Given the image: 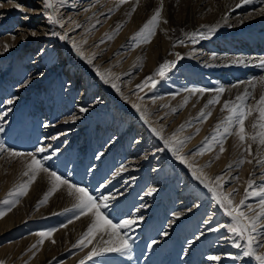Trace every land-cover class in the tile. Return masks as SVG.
<instances>
[{
    "label": "rangeland",
    "instance_id": "rangeland-1",
    "mask_svg": "<svg viewBox=\"0 0 264 264\" xmlns=\"http://www.w3.org/2000/svg\"><path fill=\"white\" fill-rule=\"evenodd\" d=\"M65 1L67 0H53L56 4L55 14L58 19H62V13L68 11ZM38 3H41L42 14L29 25V30L35 31L43 23L47 25V31L43 37L31 36L26 44L21 45L19 41L21 38L17 37L18 41L12 40L8 45V49L11 50L3 51L4 56L0 57V128L3 129L0 131V143L6 148L25 153L35 152L38 147L46 148L47 150L43 153L36 152L38 159H43L45 156L51 157L44 161L45 166L56 171L70 183L86 188L96 197H111L110 207L104 211L114 223L124 219H135L136 223L131 228L120 230L121 234L129 240L130 253L108 252L93 256L89 260L88 255L92 249L100 247L108 237L103 233H97L94 234L91 243L85 241V246L75 247L92 223V217L83 215L75 219L74 212L65 211L72 209L76 203L75 198L69 195L67 186L61 185L46 204L38 206V202L51 188L50 178L46 173L41 172L30 185L27 195L10 197L9 192L27 180L22 173L25 171L24 161L30 158L26 157L24 160L5 155L7 152L0 153V189L9 187V192L0 200V212L11 207V210L0 218V262L11 264V256L17 252L21 254L20 256H24L29 248L23 247L32 239H36L38 243L41 239L35 233L48 230L55 231L52 237L45 239L43 243L45 246L51 245L52 256L47 259L46 264H69L77 256H80V259L76 264H80L81 261H85V264H126L128 261L132 264H192L198 254H201V261L212 253L220 256L230 253L239 255L242 250L233 247L232 241L236 240L241 244H244V241L232 236L224 228L211 231L220 224L230 223L229 218L215 202L213 194L197 181L189 168L181 164L165 147L164 140L151 131L152 128L158 130L153 117L151 118V115L148 116L141 109L138 112L125 103L121 96L124 83L117 77L111 80L105 74L109 83L101 80L93 62L89 64L88 57L84 55L82 58L73 49L74 42L70 41L71 37L65 26L61 28L58 24L53 25L48 22L46 17L53 12V9L44 8L42 0H28L24 8L39 7ZM250 3L243 5L249 6ZM160 4L161 0H150L145 4L140 1L134 3L132 6L136 9L135 12L132 8L128 14L121 16L124 19L120 18L116 22V29L123 26L119 31L121 35L115 34V30L111 34L115 36L111 39L112 42L120 37L124 39L120 46H124L125 51L135 53L138 64L134 65L140 66L139 69H142V72L147 69V66L155 64L154 50L163 49L170 42V36L167 37L161 33V27L164 24L172 31L171 37L174 40L172 46L181 42H197L204 55L208 54L207 50L214 47L224 30L220 21H217L216 26L206 25L194 30L193 32L197 35L195 39H191L184 29L176 24L168 25L163 21H166L169 16L174 17V20L175 17H182L188 7L194 5V1L163 0L161 23L156 28L151 41L143 43L133 40L132 38L150 20ZM241 4L242 1L237 3V5ZM5 15L7 19H0L1 47H4L6 37L16 36L22 24L27 23L22 22V17H28L27 13L20 10L7 12ZM65 34L68 39L60 40L59 36ZM155 41L161 46L160 48L153 47ZM149 49L151 57L147 53ZM149 59H151L150 63ZM165 61H176L175 67L167 72L165 78L155 77L157 83L154 88L137 87L146 77L154 75L157 68ZM196 65L198 64L192 63L185 57L177 60L175 56V59L163 60L154 70L140 79L134 87L137 89H134L132 93L133 95L142 94L140 101L149 102L180 94L190 87L209 90L212 85V75H206V71ZM209 65L211 67V63ZM226 75L231 73L228 72ZM30 81L32 84H28ZM112 84L116 87H112ZM262 95H264V87ZM8 99H13L14 102L9 105L6 103ZM81 100L85 101L86 105L97 101L98 103L103 101L104 105L89 116L88 120L68 127L67 120L77 112L80 106L78 101ZM224 102L220 100L218 104L209 106L212 111L217 110L221 114L228 115L227 111L221 110ZM234 102L238 103L236 99ZM258 107H264V105L255 103L252 113L244 121L246 133L244 144H241L238 136L235 135L238 125L232 130L233 134L223 137L225 148L223 154L220 153L219 143L208 141L212 144L213 151L207 152L220 155L221 159L228 161L234 155L242 154L244 158L241 159L252 161L238 165L237 177L239 181L245 183L255 179L258 167L252 164L260 154L259 146L262 148L259 143L261 121L259 112L256 110ZM141 113L144 114V118L141 117ZM211 119L212 117H208L206 122L201 121L202 125L212 123ZM71 127L74 128L71 129ZM253 135L257 136L255 142L249 139ZM162 136L169 139L165 135ZM198 136L199 134H195L194 138L197 139ZM200 141L204 142L205 137L201 136ZM201 143L197 151H193L194 153L200 150L204 144ZM248 144L251 145V155L245 152V146ZM147 152L153 154L147 161L140 163L137 171L128 172V168L131 167L128 161L139 160ZM247 168H249L248 174L245 172ZM151 188H155L156 191L148 195ZM221 191L225 193L227 187ZM249 191L252 190L249 189ZM242 199L245 200L246 205L259 202L254 196L245 197L244 194L235 204H239ZM5 200H18L19 203L12 207L10 204H4ZM181 203L184 205L180 206ZM176 214H179L178 219ZM69 219L73 222L68 223ZM18 222L22 224L13 228ZM79 222L84 223L85 227L77 233L75 238L69 233L68 228ZM64 224H67V227H64ZM165 232L167 235H164ZM60 239H62L61 242ZM53 240L55 243L52 242ZM153 241L156 243H152ZM189 241L192 242L189 243ZM221 243L223 245L220 246ZM211 250L216 251L210 252ZM260 252H264V249ZM208 261L207 264L211 260ZM233 264H256V262L252 258L243 256Z\"/></svg>",
    "mask_w": 264,
    "mask_h": 264
},
{
    "label": "bare ground",
    "instance_id": "bare-ground-1",
    "mask_svg": "<svg viewBox=\"0 0 264 264\" xmlns=\"http://www.w3.org/2000/svg\"><path fill=\"white\" fill-rule=\"evenodd\" d=\"M4 1H6V3ZM139 1L145 4L150 0H138V2ZM192 1H194V5L188 7L185 15L182 17H175V20L173 19L174 17L170 18L169 16L166 19L167 24H176L188 34L206 25L216 26L217 21H220L224 30L219 35V39L216 40L218 42H216L214 47H211L210 50H207L208 54L206 55L200 50L197 42H186L172 46L174 41L171 37L172 31L164 24L161 27V33H164V36H170V42L167 43L163 49L154 50L155 64L147 66V69H144L143 72L142 69H139L140 66L137 67L134 65L137 63L135 53L133 51H125L126 48L124 49V46H120L124 39L120 37V39L113 42L112 40H110L111 42L109 43L103 42L104 40H109L108 36L114 33L117 27L116 22L122 18L121 16L131 11L133 8L132 5L136 3L137 0L134 2L128 1V3H120V0L109 2L105 0H67L65 4L68 6V11L62 13V20L64 21L66 31L69 33L68 35L71 37L70 41L72 40L81 47L83 54L92 60L96 71L98 69L99 72H103L110 77L111 80L117 77L118 80L122 81L124 86L121 90V96L125 100V103L131 106L137 104L148 116L151 115V118L153 117L152 119L162 135L171 138L173 134H176L177 140H185L187 137H194L197 128L200 129L198 138H194L193 141L188 140L187 143L182 146L180 154L188 158V164H191L197 169H203L206 177L214 179L216 176H223V181L220 182L223 187L220 190H224V188L227 187L225 193L233 194L232 199L234 203H237L241 196L245 194V189L247 187V183L236 179L237 173H239V161L241 158H244V155L241 153V155H234L227 161L220 157L216 159L217 156H220L217 154L207 152L206 154L198 155L193 151L199 148L201 143L199 139L201 136H203V138H210L211 135L217 134L215 131L216 125L221 123L227 116L221 114L217 110L212 111L210 106L207 105L209 100L219 95L220 100L234 102L237 96H243L247 93L246 103L252 106L253 109L255 103H257L262 96L264 87V66H261V61L264 60V13H261L260 9L264 8V0H252L250 5L248 4L249 6H244L243 3L237 5V3L242 0H218L216 3V0ZM27 2L28 0H11V2L10 0H0V5H2L0 6V19H7L5 15L7 12L10 13L18 10L14 6L15 4H20L22 6L24 3V7ZM37 5H39V7L32 9L25 8L26 11L24 12L28 14V17H22L21 20L27 23L22 24L15 39L12 38L13 36L6 37L4 45H9L12 40L18 41L17 37L21 38L19 40L20 45L26 44L31 38L32 31L29 30V25L33 24L36 17L42 14L40 7L41 3ZM46 31L47 25L42 23L40 27L35 30L37 35L33 37L42 38ZM153 45L154 48L161 47L156 41ZM150 49L147 52L149 57H151ZM8 50L11 49L7 48V50H5V48L0 45V57L4 56V52ZM177 53H179L181 57L189 59L192 63H197L199 66L196 65V67L198 66L205 70L206 75H212L211 78L213 80H211L212 85L209 91L196 94H192L189 91H182L180 94H174L173 96H167L149 102L140 101L142 94L133 95L132 92L134 89H137V87L134 88L135 85L139 83L140 79H142L145 74H149L150 71L154 70L156 65L161 61L175 59ZM150 62L151 59H149V63ZM209 63H211V67ZM123 66L125 68H123ZM228 72L231 73V75H226ZM28 84H32V81ZM221 87L224 88L225 91L223 93H217L215 90ZM185 98H188V103L186 105H184ZM102 102L98 103L97 101L86 105L85 101H78L80 106L73 117L67 120V126L79 125V123L88 120L89 116L96 113L99 108L104 105ZM82 108L86 109V111H81ZM202 110L205 113H211L210 117H212V119L210 121H212V123L209 122L204 126L202 125V118H200ZM251 113L252 110L250 114ZM182 125L184 129L181 131ZM73 128L74 127H71V129ZM235 128L236 125L234 124L232 130ZM235 130H238V126ZM261 131H264V129L260 128V132ZM259 147L260 154H258L252 164V166L255 165L258 167L255 179L253 180L254 188L251 189L252 191L255 190V187L264 185V145H262V148L261 146ZM212 151L213 150H211V152ZM151 154L153 153L147 152L139 160H129L128 162L131 167L128 168V172L137 171L140 163L142 161H147ZM5 155L9 154L5 153ZM19 158L25 160L26 157ZM209 162H211L210 167L207 166ZM245 172L248 174L249 168H247ZM21 179L19 181H21ZM8 190V186L0 189V200L6 196L9 192ZM254 197L259 201L260 197ZM258 204L259 202L256 204L250 203L249 206L258 210ZM181 205L184 204L181 203L180 206ZM20 224H22V222L16 223L13 228H17ZM84 227L85 224L79 222V224L76 223L71 225L68 231L73 237L77 238V233L81 232ZM258 227H260V225H258ZM257 235H259V233H257ZM61 240L62 239H60V242ZM64 240L66 241V239ZM191 242L192 241H189V243ZM34 244L39 245L36 239H32L23 247L29 248V250H26L27 254L24 256H20L21 254L18 252L13 254L10 260L11 264H46L48 262L47 259L52 256L50 254L51 245L47 244L46 246H38L33 249L32 245ZM221 245L223 244L221 243L220 246ZM262 249L264 248H261L259 251H262ZM215 251L216 250H211L210 252ZM200 255L201 254H198L195 257L192 264H207V262H209L208 260H210L208 257L210 256H218L220 259L219 261L211 260L209 264H217V262L218 264H233L238 258L240 259L243 257L242 252L239 253V255L230 253L223 254L222 256L212 253V255L206 258L204 257V261H201ZM79 257L80 256L73 258L72 262L69 264L78 263ZM232 257H236V259ZM126 264L132 263L128 261Z\"/></svg>",
    "mask_w": 264,
    "mask_h": 264
},
{
    "label": "snow or ice",
    "instance_id": "snow-or-ice-1",
    "mask_svg": "<svg viewBox=\"0 0 264 264\" xmlns=\"http://www.w3.org/2000/svg\"><path fill=\"white\" fill-rule=\"evenodd\" d=\"M11 2V0H10ZM128 0H120V3H127ZM138 2V0H137ZM251 0H242L243 4L250 3ZM43 7L46 9H53V12L49 15H47V20L49 23L53 25H59L61 28L64 27V21L62 19H58L55 11H56V4L53 2V0H42ZM2 6V5H0ZM18 10L21 12L26 11V9L21 6L20 4L14 5ZM135 8L132 9L133 12H135ZM163 10V0H161L160 7L154 12L150 20L143 26V28L132 38L133 40H139L143 43H149L151 41V38L155 35L156 28L161 23V13ZM261 13H264V8L260 9ZM164 23H167V21H163ZM122 25L119 26L117 29H115V34H119V31L122 29ZM214 30V29H213ZM55 34V33H53ZM32 36H36L37 33L35 31H32ZM190 35L191 39L196 38V33L192 34H186ZM13 39L16 37L13 36ZM114 36L109 35L108 39H113ZM60 40H67V35H60ZM182 43V42H181ZM175 46V45H174ZM73 49L76 51L78 55H80L82 58H84V54L81 51V47L77 45L76 43H72ZM5 50H7L8 45H4ZM177 55V60L181 59L182 57ZM87 62L89 64L92 63L91 59H88ZM176 61H165L162 63L152 76H148L145 78V80L142 82L141 85H138V88H143L144 86H150L151 88H154L157 81L155 77H160L161 79L165 78L167 75V72L170 71L173 67H175ZM261 66H264V60L261 61ZM42 75V73H41ZM97 75L100 76L101 80L104 81V83H109V79L105 76V74L100 73L97 69ZM112 87H116L115 84H112ZM186 91H189L192 94L196 93H205L209 91L205 88H190L186 89ZM217 93H223L225 91L224 88H218L215 90ZM247 93H245L243 96H237L236 102L232 101H225L222 106V111H227L228 115L224 118V120L216 125V133H219V135H212L210 138L206 137L204 144H202L200 150L195 153L198 155H203L207 151L212 150V144L208 143L209 140L212 142L219 143L220 145V153L223 154L225 151V148L223 147L224 144V136L233 134L232 126L238 125V130L235 132V135L238 136L241 144H244L246 140V133L244 128V121L247 118V116L250 114L252 110V106L248 105L246 103ZM13 99H8L6 101L7 104L11 105L13 103ZM220 102L219 95L215 96L213 99L209 100L207 102V105H215ZM188 103V98H185L184 105ZM257 105H264V95H262L257 102ZM133 108H135L138 112L140 111L139 105L133 104ZM259 112V118H260V128L264 129V107H258L256 109ZM81 111H86V109H81ZM176 111V110H173ZM211 116V113H205L203 110L200 113V118H202V122H206V119ZM141 117L144 118V114L141 113ZM147 123V120H145ZM253 127L255 128L256 125L254 124ZM184 129V126H181V131ZM222 129V131H221ZM0 131H3L2 128H0ZM151 131L158 137H160L162 140H164L165 147L172 152V154L176 157V159L181 163L185 164L189 170L192 172V175L194 178L199 181L205 188H207L212 194L215 202L220 206L221 209H223V212L225 215L229 218L230 223L220 224L217 227H214L211 229V231H219L220 229L224 228L227 230L228 233H230L232 236L239 238L240 240L244 241V244H241L237 242L236 240L232 241V246L241 249L242 254L244 257H249L255 260L256 264H264V252H260L259 249L264 248V185H261L259 187H255L254 191H249V189L254 188V182L252 180H249L247 182V187L245 189V197L248 196H256L260 197L259 204H258V210L256 208H253L252 206L246 205L245 200L242 199L239 204H235L232 195L233 194H225L220 189L223 187V185L220 183L223 181V176H216L214 179H210L204 175L203 169H197L193 167L191 164L187 163V157L181 155L182 146H184L188 140L193 139L194 137H187L185 140H177L176 134H173V136L169 139H165L161 132L158 131L155 128H152ZM200 129L197 128L196 134H199ZM253 142L257 140V136L253 135L249 137ZM259 143L261 145H264V131H261L259 133ZM176 145H179L177 147ZM47 149L44 147H38L35 152H20L15 151L9 148H6L4 144L0 143V153L7 152L10 157H29L30 160H25V171L22 173L24 177H27V180L19 185H17L12 191L9 192L10 197H19L27 195V192L29 190V187L37 178V175L41 172L46 173L48 177L50 178V184L51 188L49 191H47L42 199L38 202V206H42L47 203L49 198L55 193L58 188L61 185H66L69 190V195L73 196L75 198L76 203L74 204L72 209H66L65 211H72L75 213V219H79L83 215H91L92 217V223L87 228L86 232L80 239L77 245L75 247L85 246V241L88 243H91V240L94 236V234L97 233H103L107 235L108 239L103 241V244L100 247H94L92 251L88 255V259L91 260L93 256H100L103 253H120V254H127L131 251V245L129 243V240L125 238L124 235L121 234V229L125 228H131L132 225L136 223L135 219H124L117 223H114L112 219H110L107 214L105 213V209H108L110 207L109 200L111 197L109 196H101L96 197L89 193V191L84 188L77 186L73 183H70L67 179L62 178L60 175L57 174L56 171H52L49 169V167L45 166L44 161L50 159V156H45L43 159H38L36 156V152L43 153ZM245 152H247L249 155L252 154L251 152V145L248 144L245 146ZM216 159H219V156L216 157ZM245 162L251 163V160L245 161L244 159H241L239 161L240 165H243ZM208 167L211 166V162L207 165ZM231 167V166H229ZM238 179V177L236 178ZM156 191L155 188H151L148 191V195H151ZM4 204L8 205L10 204L12 207H14L16 204L19 203L18 200H5L3 202ZM11 207H9L6 211L0 212V218H3L7 211H10ZM38 210V209H37ZM176 218H179V214H176ZM72 219H69L68 223H72ZM260 225V227H258ZM64 227H67V224L63 225ZM55 230H48V231H39L36 232L35 235L40 237L39 245L34 244L32 245V248L35 249L38 246H42L45 239H50L53 235V232ZM259 233V235H257ZM164 235H167L165 232ZM199 237H197L198 239ZM225 239H228V237H224ZM55 243V241H52ZM152 243H156V241H153ZM233 259H236V257H232ZM210 260L219 261L220 257L218 256H210L208 257ZM0 264H3V262H0ZM80 264H85V261H81Z\"/></svg>",
    "mask_w": 264,
    "mask_h": 264
}]
</instances>
